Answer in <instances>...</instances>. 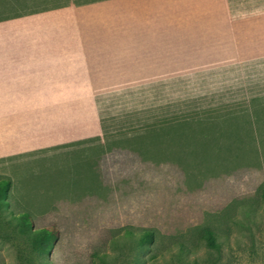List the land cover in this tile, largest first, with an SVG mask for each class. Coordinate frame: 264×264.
I'll return each mask as SVG.
<instances>
[{
    "label": "rangeland",
    "instance_id": "374dc122",
    "mask_svg": "<svg viewBox=\"0 0 264 264\" xmlns=\"http://www.w3.org/2000/svg\"><path fill=\"white\" fill-rule=\"evenodd\" d=\"M181 3L0 0V264H134L127 231L164 252L199 226L230 235L221 264H264V96L182 79Z\"/></svg>",
    "mask_w": 264,
    "mask_h": 264
},
{
    "label": "crops",
    "instance_id": "0c3cea01",
    "mask_svg": "<svg viewBox=\"0 0 264 264\" xmlns=\"http://www.w3.org/2000/svg\"><path fill=\"white\" fill-rule=\"evenodd\" d=\"M180 39L182 79L227 72L229 100L264 96V0H182Z\"/></svg>",
    "mask_w": 264,
    "mask_h": 264
},
{
    "label": "trees",
    "instance_id": "16d2710c",
    "mask_svg": "<svg viewBox=\"0 0 264 264\" xmlns=\"http://www.w3.org/2000/svg\"><path fill=\"white\" fill-rule=\"evenodd\" d=\"M12 185L10 179H0V213L9 211L8 198ZM16 222L21 232L31 238L34 250L41 254L51 252L52 244L58 239L57 231L53 226L34 230L30 215L26 213L17 215ZM192 232L191 239L175 240L164 252L159 246L161 235L156 230H144L135 236H131L127 231L125 239L136 243L140 250L152 252L149 259L136 257L134 264H160L161 259L169 261L168 264H221L224 248L231 246L230 235L221 234L210 226H199ZM202 250L206 255L205 258L200 256ZM92 260L100 264H109L112 256L95 253L92 255Z\"/></svg>",
    "mask_w": 264,
    "mask_h": 264
}]
</instances>
